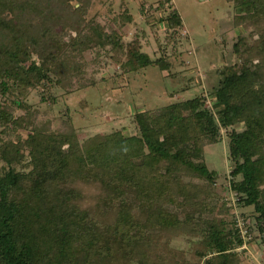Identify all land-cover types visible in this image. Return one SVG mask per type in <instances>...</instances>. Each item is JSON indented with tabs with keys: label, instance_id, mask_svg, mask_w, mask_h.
<instances>
[{
	"label": "trees",
	"instance_id": "obj_1",
	"mask_svg": "<svg viewBox=\"0 0 264 264\" xmlns=\"http://www.w3.org/2000/svg\"><path fill=\"white\" fill-rule=\"evenodd\" d=\"M228 1L238 12L253 9L243 15L253 30L236 45L245 69H219L207 95L137 112L141 136L81 141L71 117L57 128L38 121L33 90L57 104L48 89L95 86L89 54L123 53L125 64L123 55L116 60L129 72L151 65L166 72L169 62L124 44L129 11L102 22L91 15L94 0H0V264H232L244 241L230 228H213L203 247L172 245L185 235L188 208L216 182L202 142L222 128L231 188L264 224V0ZM168 20L183 25L177 8Z\"/></svg>",
	"mask_w": 264,
	"mask_h": 264
},
{
	"label": "rangeland",
	"instance_id": "obj_2",
	"mask_svg": "<svg viewBox=\"0 0 264 264\" xmlns=\"http://www.w3.org/2000/svg\"><path fill=\"white\" fill-rule=\"evenodd\" d=\"M75 5L76 9L81 7L80 2ZM175 8L183 19L177 29L168 20ZM124 11L133 18L120 30L124 44H140L152 58H165L170 69L164 72L151 65L129 72L116 60L123 55L121 61L125 64L123 53H117L115 58L109 54L94 58L89 54L88 79L95 86L71 94L60 88L48 89L46 94L57 98V104L42 101L45 92L33 90L28 100L39 111L38 121L51 122L57 128L71 117L81 141L116 132L141 136L135 119L137 112L207 95L218 81L219 69L231 65L246 67L245 56L236 50V45L241 35L249 36L253 30L243 16L253 9L245 7L238 12L228 0H94L91 15L105 22ZM250 42L254 43L251 37ZM34 61L39 62L37 56ZM202 143L204 163L217 179L202 199L188 208L190 219L184 220L182 226L185 235L174 236L172 245L179 251H187L192 241L203 247L200 240L207 238L213 228H230L234 238L239 236L244 241L241 246L236 245L230 262L264 264V224L257 225L254 208L244 206L231 188L234 163L228 130L222 128ZM190 261L194 259L190 257Z\"/></svg>",
	"mask_w": 264,
	"mask_h": 264
}]
</instances>
